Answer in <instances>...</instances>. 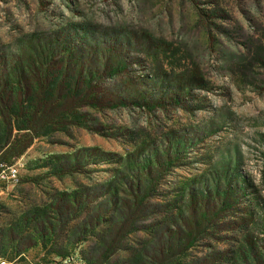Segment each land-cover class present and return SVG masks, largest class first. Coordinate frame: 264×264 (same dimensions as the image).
<instances>
[{"label": "rangeland", "instance_id": "obj_1", "mask_svg": "<svg viewBox=\"0 0 264 264\" xmlns=\"http://www.w3.org/2000/svg\"><path fill=\"white\" fill-rule=\"evenodd\" d=\"M0 163V264H264V0H0Z\"/></svg>", "mask_w": 264, "mask_h": 264}, {"label": "trees", "instance_id": "obj_2", "mask_svg": "<svg viewBox=\"0 0 264 264\" xmlns=\"http://www.w3.org/2000/svg\"><path fill=\"white\" fill-rule=\"evenodd\" d=\"M51 48L50 47H45V48H42V49H39V50H35V57H36V59L38 60L37 61V65H39V62L40 61H42V60H44V59H48V58H50L51 57ZM40 65H48L47 64V62H46V64H45V62H41L40 63ZM32 67V66H31ZM22 79H23V76H22V74H20V76H19V78H18V83H20L21 81H22ZM71 80H65V83L67 82V90L68 91H71V82H70ZM4 86H6V85H4ZM83 101V100H82ZM85 101V100H84ZM35 116H38V114H36L35 113ZM17 130L19 131V132H21V131H29V130H31V128L29 127V125H24V126H17ZM30 141L28 142V144H24V146H22L20 149H19V151H18V156L19 155H21L29 146H30ZM141 201H143V200H141ZM16 230H18V228H17V226H15L14 227ZM52 228V227H51ZM57 230V229H56ZM56 230H50V233L48 234V233H44L43 231H42V234H40V237H38V239L39 240H41V246L42 247H45V245H46V242L44 241V239L45 238H47V239H49V238H51V245L53 246L54 244H55V242H56V238L58 237V232L56 231ZM16 234L13 232H9L8 233V235H5L6 236V238H8V241H18L19 239H17L16 238V236H15ZM0 236H4V234H2V235H0ZM4 238V237H3ZM69 243H71L70 241H69ZM51 253L52 254H55V255H58V256H62V253L61 252H58V251H56L55 249L54 250H51ZM13 264V263H12ZM64 264H76V262H75V256L74 255H71V256H68L67 258H66V262L64 263ZM83 264V263H82ZM84 264H91L90 263V261L89 260H87L86 261V263H84Z\"/></svg>", "mask_w": 264, "mask_h": 264}, {"label": "built area", "instance_id": "obj_3", "mask_svg": "<svg viewBox=\"0 0 264 264\" xmlns=\"http://www.w3.org/2000/svg\"><path fill=\"white\" fill-rule=\"evenodd\" d=\"M19 176L18 163L11 165L0 163V194H4L17 185Z\"/></svg>", "mask_w": 264, "mask_h": 264}]
</instances>
